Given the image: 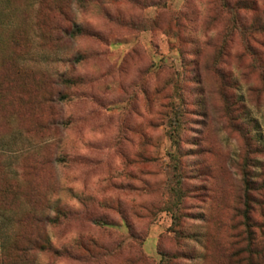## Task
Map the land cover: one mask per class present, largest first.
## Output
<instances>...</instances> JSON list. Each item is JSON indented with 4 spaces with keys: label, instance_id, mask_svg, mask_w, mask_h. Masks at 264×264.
I'll return each mask as SVG.
<instances>
[{
    "label": "rangeland",
    "instance_id": "374dc122",
    "mask_svg": "<svg viewBox=\"0 0 264 264\" xmlns=\"http://www.w3.org/2000/svg\"><path fill=\"white\" fill-rule=\"evenodd\" d=\"M263 14L0 0V244L12 226L36 243L0 264H264L240 227L242 170L264 181V32L240 23Z\"/></svg>",
    "mask_w": 264,
    "mask_h": 264
},
{
    "label": "trees",
    "instance_id": "16d2710c",
    "mask_svg": "<svg viewBox=\"0 0 264 264\" xmlns=\"http://www.w3.org/2000/svg\"><path fill=\"white\" fill-rule=\"evenodd\" d=\"M254 7H255V3L253 1H250V2H248V4L246 6H243L242 8L252 10V12H256V10H254ZM236 14H238V13H236ZM240 28L243 29V32L245 34L247 32H250L251 29H255V31H258L260 33L264 32V14L262 17H259L257 20L254 21V23L250 24V26H248V27L244 23L243 24L240 23ZM245 46L247 49H249L248 45L245 44ZM248 150H249V145H248ZM257 150H259V149H257ZM246 170L247 169L242 170V174L244 175V177H243L244 189H243V199H242V206H243L242 218H243V221H241L240 227L244 229L249 224L248 228L245 229V233L247 234L248 239H250L249 243H248V249L247 250L255 253L256 255H261L264 251V245H262V247H261V244L263 243V241L261 240V238L258 240L257 234L254 233V224L255 223H254V221H252L250 214H249V211L251 210L250 203L252 201H256V196H255L256 194L254 193V190L264 191V181L258 185L255 184L254 181L253 182L250 181L248 179L249 172ZM173 187L175 189V192H176L178 198L182 197V195L180 193L179 186L177 185V183L175 185H173ZM259 194L261 196V193H259ZM4 214L6 215V218L9 219L8 221H10V222H12L13 219L15 218L13 211L11 212L7 209L0 207V215H4ZM28 216L30 217V215H28ZM250 225H251V228H249ZM10 228H11L10 230L14 233V235H12L13 238L11 239V241H8V240L6 242L3 241L2 244H0V252H5V251L26 252L28 249L34 250L36 248V243L33 242V240H31L29 235H23L20 232L18 233V231H16L13 226ZM240 235H242V233H240ZM262 236L264 237V235H262ZM19 237L23 238V240H24L23 243H21ZM15 239H17V240H15ZM231 253H232V255H230V257L236 258L237 256H239V252L237 250H235V251L231 250ZM20 254H23V253H20ZM248 258L249 257H247L245 259V261H247Z\"/></svg>",
    "mask_w": 264,
    "mask_h": 264
}]
</instances>
